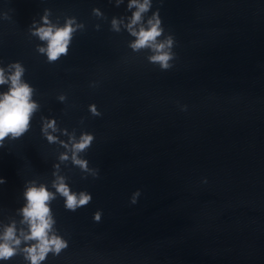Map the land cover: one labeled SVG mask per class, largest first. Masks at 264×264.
Returning <instances> with one entry per match:
<instances>
[{"label":"water","instance_id":"95a60500","mask_svg":"<svg viewBox=\"0 0 264 264\" xmlns=\"http://www.w3.org/2000/svg\"><path fill=\"white\" fill-rule=\"evenodd\" d=\"M45 10L78 25L52 62L31 31ZM155 11L158 39L174 40L168 69L112 28L131 14L127 0H0V65L19 61L39 104L0 148V226L21 219L25 182L51 188L57 172L92 194L75 211L59 194L50 202L68 243L41 264H264V0H152L145 19ZM52 117L94 134L79 154L92 171L58 159L66 149L41 130ZM3 264L28 261L18 252Z\"/></svg>","mask_w":264,"mask_h":264},{"label":"clouds","instance_id":"9594fccd","mask_svg":"<svg viewBox=\"0 0 264 264\" xmlns=\"http://www.w3.org/2000/svg\"><path fill=\"white\" fill-rule=\"evenodd\" d=\"M122 2L123 0H116L117 5ZM151 6L152 0H127V9L131 14L127 17H113L112 28L119 31L123 26L134 37L129 43L133 50L150 49L152 55L149 56V60L158 63L162 69H168L174 56L172 52L174 40L172 36L158 39L164 31L159 12H152L151 16L145 19V13ZM93 12L102 15L98 8H94ZM76 27L78 25L75 24V18L66 19L63 25L52 23L45 10L41 22L33 21L31 31L44 42L38 46V51L46 54L49 62H52L61 54L67 53ZM24 73L25 68L19 61L0 65V148H4L6 140L19 139L29 130L32 117L39 108L38 102L33 99L34 88L23 79ZM89 110L94 115L99 114L95 105H90ZM41 130L49 142L59 141L66 149L60 154L59 160L71 159L72 163L82 170L92 171L88 168V161L79 154L91 146L95 139L93 133L82 132L77 138L74 134L67 133V130L58 129L54 117L45 118ZM58 131L68 135V140H60L55 135ZM54 168H58V165H54ZM98 174V170L93 171V175ZM53 175L55 178L51 182V188L44 183L25 182L24 204L17 210L21 219L19 222L13 220L0 226V264L18 252H23L28 264H41L49 252L59 254L67 247L68 242L53 230L55 219L50 202L59 194L64 198L65 208L75 211L89 203L92 194L86 190L73 191L66 177L57 172ZM5 183L6 177L0 176V184ZM138 195L139 189L133 194V203L136 202ZM100 218L101 212L98 210L94 213L93 219L99 221ZM22 242H25L23 248L20 247Z\"/></svg>","mask_w":264,"mask_h":264}]
</instances>
